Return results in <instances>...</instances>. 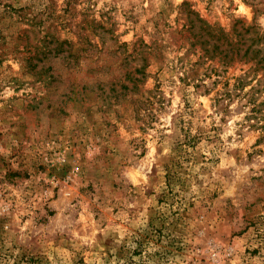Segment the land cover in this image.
Here are the masks:
<instances>
[{"label":"rangeland","instance_id":"1","mask_svg":"<svg viewBox=\"0 0 264 264\" xmlns=\"http://www.w3.org/2000/svg\"><path fill=\"white\" fill-rule=\"evenodd\" d=\"M264 0H0V264H264Z\"/></svg>","mask_w":264,"mask_h":264},{"label":"trees","instance_id":"2","mask_svg":"<svg viewBox=\"0 0 264 264\" xmlns=\"http://www.w3.org/2000/svg\"><path fill=\"white\" fill-rule=\"evenodd\" d=\"M257 34H258V39H260V40L264 39V32L263 33L258 32Z\"/></svg>","mask_w":264,"mask_h":264}]
</instances>
